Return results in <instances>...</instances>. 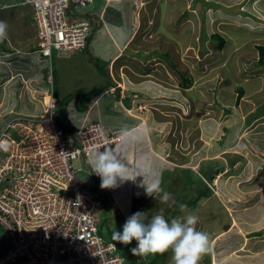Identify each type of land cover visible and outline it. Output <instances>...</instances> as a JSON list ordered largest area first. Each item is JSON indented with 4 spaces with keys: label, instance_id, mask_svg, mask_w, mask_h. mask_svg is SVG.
Returning a JSON list of instances; mask_svg holds the SVG:
<instances>
[{
    "label": "rangeland",
    "instance_id": "obj_1",
    "mask_svg": "<svg viewBox=\"0 0 264 264\" xmlns=\"http://www.w3.org/2000/svg\"><path fill=\"white\" fill-rule=\"evenodd\" d=\"M203 3H209L207 8ZM107 6L103 24L96 32L102 37L93 43L88 56L109 59L121 49L123 38L135 31V49L129 53L125 48L122 57L114 63V84L121 88L122 96L133 93L135 97L137 90L142 96L144 93L145 101L134 111L131 109L129 116L135 112L133 116L140 117L138 126L149 134L138 130L139 144L134 140L129 143L134 152L129 154L132 158H127L130 162L125 165L134 180L121 182L117 179L118 186L111 194L112 203L108 202L100 180L87 161L79 159L77 162L76 168H82L79 173L91 182V187L105 205L100 233L113 236L115 231H122L127 218L125 198L129 197L135 206L133 199L140 197L133 195L132 189L150 196L146 185L159 181L160 187L172 198L182 200L186 190L190 189V175L185 176L180 169L175 171L184 181L180 186L183 191L178 193V184L176 186L172 175H168L169 169L190 166L194 168V176L205 178L201 174L213 161L216 167L225 163L224 171L219 175L223 180L221 187L219 181H214V193L196 210L194 215L199 218L197 230L209 234L210 242L214 239L212 248L223 252L228 247L242 245L255 248L259 242L264 246V66L258 64L257 48V44L264 45V0H112ZM83 7L76 9L83 11ZM114 11L118 13L112 16ZM3 16L5 11L1 10L0 17ZM81 20L84 22L85 17L78 16L77 21ZM7 25V32L15 33L10 30L13 26L9 21ZM215 33L226 38L222 49L217 47L219 42ZM111 39L116 41V46ZM89 68H83L81 76L76 74L72 79L69 74L72 67L60 65L54 56L49 71L54 78L52 89L56 99L61 100L73 88L85 91L98 87L101 80H92L90 77L95 69L93 65ZM185 73L189 75V81L184 79ZM84 81L87 82L85 89ZM239 86L244 88L241 98H238L236 89ZM77 93L74 92L72 98H80ZM69 105L67 118L75 124ZM9 117L11 114L5 119L0 115V122L4 119L0 128ZM66 129L70 130L68 126ZM234 136L246 140H240L243 144L234 143ZM159 154H163L165 160ZM236 154L239 159L231 166ZM137 167H142L144 174L137 175ZM154 194V204H149L152 197L147 205L149 217L161 210L169 221L187 216V213L170 214L167 208L171 201L163 203L159 199L163 193ZM234 220L236 225L232 224ZM246 227L252 236L247 243L242 237V244L239 239L242 233H246ZM251 239L258 242L253 243ZM8 243L10 234L0 225V250ZM136 245L135 240L129 245L121 243L126 251ZM218 254L219 260L222 257L221 253ZM130 255L132 259H127L125 264H147L145 256L132 252ZM247 259H253L254 264H264V253L245 257L243 261ZM238 260L242 261L240 257L229 258L233 263ZM210 262H213L212 252L204 255L199 264Z\"/></svg>",
    "mask_w": 264,
    "mask_h": 264
},
{
    "label": "built area",
    "instance_id": "obj_2",
    "mask_svg": "<svg viewBox=\"0 0 264 264\" xmlns=\"http://www.w3.org/2000/svg\"><path fill=\"white\" fill-rule=\"evenodd\" d=\"M35 8L38 44L51 59L84 49L91 25L69 17L95 0H25ZM84 9V7H83ZM50 94L41 111H19L0 128V224L10 234L2 264H123L117 243L99 233L101 201L76 168L126 133L91 121L70 127ZM89 165V163H88Z\"/></svg>",
    "mask_w": 264,
    "mask_h": 264
},
{
    "label": "crops",
    "instance_id": "obj_3",
    "mask_svg": "<svg viewBox=\"0 0 264 264\" xmlns=\"http://www.w3.org/2000/svg\"><path fill=\"white\" fill-rule=\"evenodd\" d=\"M0 1H3V0H0ZM111 3H112V0H95L93 3L88 5L89 6L88 8H84L83 11H79L74 7L71 8L70 13L68 14L71 19L77 21L78 16H84L85 17L84 22H82V20L77 21V22H80V23L88 22L92 26L93 33L91 35V38L89 39L88 48H86L85 50H77V51L71 50L61 55H58L54 51V54H53V62H54V56H55L56 61H58L60 65L72 67V71L69 73L72 79L76 77V74L78 75V77H80L81 76L80 71H82L83 68H86L87 70L90 69L89 65H93L95 69L93 71V75H91L90 78L92 80L93 78L95 80L100 78L101 80V83L99 84L98 87H101L102 85L104 86L107 83V80H109V78H112L110 79L111 86H108V89L105 91V93L91 96L92 97L91 100L89 97L88 102H85L83 98L80 101H78L77 98L75 97L71 99V101L69 102L70 103L69 108L71 109L74 119L76 120L75 124L73 123L71 124L75 128H80L84 124V122H87L89 120L105 122L109 126V128L115 125L123 126V124L129 125L126 130H133V129L135 130L137 127H139L138 120H137L139 118L138 115L133 116L135 115V112H131L130 115H132L133 117L130 116L132 118L130 120H129L130 117L128 115L127 116L125 115L126 113L124 112V110L117 108V111H118L117 113V111L114 109L117 107V105L115 104L116 97L113 93H111L114 91L115 89L114 87L116 85L114 84V80H115V71H114L115 64L114 63L120 57H122V53L125 48L126 50L129 49V53L131 49H135L133 48L137 41V35L134 34L135 31L130 36L123 38L124 41L121 42L123 43V45L121 46V49L118 50V52L114 56L110 57L109 59L95 57V55H92V57L88 56V52L89 51L92 52L91 47L93 43L97 42L96 40H99L102 37L101 34H96L98 30L97 28L102 26L103 21H104L103 15H105V9L108 8L107 5H110ZM262 7L264 8V6ZM24 8L26 7L20 6L17 8L18 9L17 12L15 11L8 12V13H5V16H3V18L5 20L8 19L9 24L13 26L12 29L10 30L15 31V33L11 34L8 31L7 33L9 35H7V39L0 42V56H1V53L3 52L9 53V54L11 53L12 57L8 60L10 61V67L13 70L12 74H17L18 72L22 73V75H19L18 77H14V78L10 77V75H8V73L6 72L8 70V67L4 65L2 62H0V115H3L4 119L6 118V115H7L5 111L8 109H20V110L26 109L27 111L42 110L44 108L45 97L43 96L44 97L42 98L43 100H41L40 98L39 100H34V98L28 99L25 96V90H30L31 94L34 95L37 89L42 88L45 91V88L48 87V85L45 82L43 83V76H42V70H43L42 65L46 63V60H43L45 62L41 64V61L36 60L37 56L35 54H32V55H35L34 57H27L26 55H24L26 54L27 50L30 52L36 50L35 41H36V34H37L36 33L37 28L33 20V13L28 15L27 10H25ZM117 13H118L117 11L112 12V16L116 15ZM110 20L113 21L114 19L110 18ZM12 39H15L16 41L14 40L12 42ZM111 41L112 43H114L115 46L117 45L115 43L116 41H114L113 39H111ZM10 47L13 48V50L10 49ZM117 49H118V46H117ZM101 59L103 61L104 60L108 61L107 64L102 63L100 61ZM98 63L103 65L102 68L98 66ZM82 84L85 89L87 82L84 81V83ZM119 84L121 83L119 82ZM94 88H97V87L86 88L85 91L80 88L78 89L73 88L72 91L66 92L63 96L64 97L69 96L73 94L74 92L77 93L79 91H81L82 95H87ZM136 93L137 91L135 92V94ZM22 95L24 96V99L22 98ZM83 102L85 103L83 106H81L80 103H83ZM120 102H122L121 99H120ZM111 105L113 106L109 107ZM113 111H115V113H113ZM129 111H131V109ZM132 111L134 110L132 109ZM78 115L81 116L79 118L80 120H77ZM124 117H126L125 120H122ZM3 120L0 123H2ZM135 134H133L132 136L134 137V139H135ZM134 141H136V143L138 142L137 144H139V140H134ZM150 147L152 148L151 141H150ZM133 152L134 151L132 150V153ZM159 156H162V159L165 160V157L163 156V154H159ZM167 162L170 163L171 161L170 162L167 161ZM175 168L176 167L174 166V169L170 168L169 171L171 170L175 172L176 171ZM172 177L174 179L173 181L175 182L176 186L178 184L176 190L179 191L178 193L182 192L181 190L182 188L180 187L181 183L177 179H175L173 175ZM173 199L175 200V204L169 203V205L171 204V206H168L167 208V209H170L169 211L170 214L178 213L179 215H181V213H183L184 215V213L190 214L194 212L193 208L187 207L188 205L185 204L186 202L185 199L182 198V200L180 199L176 200L175 197H173ZM154 202L155 200L152 201L151 204L153 205ZM181 205H183V208H181ZM235 221L236 220H234L232 224L236 225L237 223ZM249 230L250 229L246 227V233H245L246 236L245 234L242 233L241 238L240 239L238 238L239 240H241L240 243L243 242V239H246V243H247V240L249 242V239H250L249 237L252 236L250 235ZM213 240H211L212 246L214 245ZM251 241L253 243L258 242L257 240H252V239ZM242 244H244V242ZM2 250H3V247L0 252H2ZM223 251L224 250L222 249L217 250L213 248L212 264H219V263L220 264H254L253 259H247L246 262H244L243 258L245 257L251 258V257H255L257 255L264 253V246H262V244H260L259 242V245L256 246L255 248H253V246L251 247L248 245L243 247L242 245V247L240 246V247L232 248V249L231 247H228L226 248L225 252ZM218 253H221V257H222L219 260L218 258L220 257ZM172 255L173 254L171 252L167 256L164 264L174 263L172 260ZM151 256H153V254H151ZM233 257H240L242 261L238 260V263L237 261L234 263L229 261V258H233ZM208 264H211V262Z\"/></svg>",
    "mask_w": 264,
    "mask_h": 264
},
{
    "label": "clouds",
    "instance_id": "obj_4",
    "mask_svg": "<svg viewBox=\"0 0 264 264\" xmlns=\"http://www.w3.org/2000/svg\"><path fill=\"white\" fill-rule=\"evenodd\" d=\"M7 28H8V25L6 24V22L0 21V42L7 39ZM92 33H93V29H92ZM38 40L39 38H38V29H37L36 41H35L36 50L39 49L41 51V47L38 44ZM88 44H89V41H88ZM54 51L58 54L57 50H53L51 59L45 56L46 59L48 60L49 67H51L53 63ZM11 57H12L11 53L9 54V53L3 52L1 53V56H0V62H2L4 65L8 67V69H10V73H8V75L14 78V77H18L19 75H22V73L18 72L17 74H12L13 70L10 67V61L8 60ZM49 73L50 71L48 70L47 76L49 75ZM46 84L48 85V87L45 88L44 92H41L37 89L34 95L31 94L30 90H25L26 98L28 99L34 98V100H39L40 98L41 100H43L42 98L45 97V102H44V106H45L48 96L50 94L49 93L50 84L48 83L47 79H46ZM19 111H24V110L8 109L5 111V113H7L6 116H8L9 114H11L12 116L14 113L19 112ZM24 112H28V111L26 110ZM66 126H68L69 128L74 127L71 123L67 124ZM120 131L126 133L122 141H120L119 143H116L113 149H109L106 147L104 151H101V150L95 151L88 160L89 165L88 163L87 165L94 172L95 177L98 179L99 178L101 179V185H100L101 188H113V187L118 186L117 185L118 178L120 179L121 182L125 180H134L129 172L128 166L125 165L126 161L125 163H121V161L114 154V151H116L117 146L120 145L121 143L125 145L124 150L128 151L129 147L125 143L126 141L125 138L129 134H131L133 130L122 129ZM129 153L131 154L132 152H129ZM128 161L130 160L128 159ZM135 171L137 172V175H140L141 173L144 174V169L142 167H137ZM219 175H217L214 181L215 180L219 181V178H220ZM214 181H213V185H215ZM123 185L124 184L119 185V186H123ZM135 190L136 189H132L131 193L133 195L147 196L148 198H152V196H154V193H163V195L159 197L161 202L167 204L169 203V201H171V204H175V200L172 198L171 194L168 192H165L163 188L160 187L159 181H155L151 183L150 185H146V192L150 196L145 195L143 191L142 193L138 194L136 193ZM142 190H144V188H142ZM214 191H215V188L213 186V193ZM131 193L129 194L131 195ZM154 197L150 201L149 204H151L152 201H154ZM108 198H109L110 203L114 201L112 197L108 196ZM207 199H209V197ZM171 204L169 206H171ZM199 204L201 205V202H199ZM181 208H183V205H181ZM196 213L197 212L187 214L186 217L173 218L169 221L163 215L162 210L161 212L151 217H149L147 213L144 211H137L126 218V221L122 226V231H115L113 234V239L116 241H119L120 243L124 245H129L131 244L133 240H135L137 242V245L136 247L131 249V252L133 253V255L147 256L149 254H163L171 250L173 254L172 260L174 264H199V261L202 259V257L206 254L211 253L213 251V248L210 242L209 234L203 231H199L196 228L198 219H199L198 216L194 215ZM100 216H101L100 217V220H101L102 213ZM9 244L10 243L5 245V249H3L2 252H0V264H2V257L5 256L9 248ZM122 256L124 257L123 264H125L127 258L124 255Z\"/></svg>",
    "mask_w": 264,
    "mask_h": 264
},
{
    "label": "trees",
    "instance_id": "obj_5",
    "mask_svg": "<svg viewBox=\"0 0 264 264\" xmlns=\"http://www.w3.org/2000/svg\"><path fill=\"white\" fill-rule=\"evenodd\" d=\"M203 4H205L206 5L205 7L207 8V5L209 3H203ZM20 6L21 7H26L24 9L27 10L28 15H30L31 13H33V20H34V23H35V8H34V6L32 4L27 3L25 0H3V1H0V11L1 10L2 11H5V13H7V11H9V12H13V11L17 12L18 11L17 8L20 7ZM21 10H23V9H21ZM0 21H4V22H6V24H8V21L5 20L3 17H0ZM35 25H36V23H35ZM214 37H217V39H218V42H219L217 44L218 49H222L225 46V44H226V38L224 36H222L221 34H217V33L214 34ZM14 40L15 39H12V42ZM257 48H258V53H259V55H258V64L264 66V45L259 44V45H257ZM10 49L13 50V48H11V47H10ZM85 49L86 48H84V49H75L74 51H77V50H85ZM139 51H141V50H139ZM29 52L30 51L27 50L26 51V54H24V55H26L27 57H34L36 55L37 56V59L36 60L41 61V64L45 62L43 60H46V63L44 65H42V69H43L42 70L43 83L44 82L46 83L47 73H48V70H49L48 60L46 59L45 55L39 49L38 50H34V51L30 52V53ZM32 54H35V55H32ZM98 66L100 68H102L103 65L100 64V63H98ZM6 72L7 73H10V69H8ZM183 77L187 81H189V79H190L189 78V75L186 74V73L183 74ZM110 79H112V78H109V80ZM109 80H107V83L104 86L102 85L101 87H97V88H94L93 90H91L88 93L89 95L88 94L87 95H82L81 94V91H79L77 94L80 95V98H78L77 100L80 101L83 98V100L85 102H88L89 101V97L95 96V95H98V94L105 93V91L108 89V86H111V80L110 81ZM114 88H115L114 91L111 92L116 97L115 98L116 99V103L115 104L117 105V107L114 108V109L116 111H117V108H119L121 110H124V112L126 113L125 114L126 116L127 115L129 116V113H130L129 110L130 109L138 108V105L141 104V102H144L145 101L144 93H143V96H142V94H140V92H138L139 90H137V93H139V94H135V97H134L133 96V93H131L129 95H126L125 94L124 96H122V94H121V88L119 86H116V85H115ZM236 89L238 91V98L239 97L241 98V96L244 94V88L242 86H239ZM38 90L41 91V92H44V89H42V88H39ZM53 93L55 94V92H53ZM72 97H73L72 94L69 95V96H65L61 100H59L58 101V104H57V113H58V116L66 124H69L70 121H71V119H68L67 118V113L69 112V111H67L68 110L67 105L71 101ZM120 99H121L122 102H120ZM85 102L80 103V105L83 106ZM123 104L126 106V108H125V106ZM112 106L113 105H111L109 107H112ZM187 109H189V104H187ZM16 110H20V109H16ZM22 110L26 111V109H22ZM111 110H113V109H111ZM29 111H31V110H29ZM113 113H115V111H113ZM117 113H118V111H117ZM130 116L133 117L132 115H130ZM131 117L129 118V120L132 119ZM125 118L126 117H124L122 120H125ZM77 120H80V119L78 118ZM250 120H251V118L248 119L249 122H250ZM74 121H76V120H74ZM91 121H94V120H89L87 122H84V124L85 123H89ZM102 123H104L105 126L107 128H109V126L105 122H102ZM128 126L129 125H127V124H123V126L115 125V126L111 127V129H113V130H122V129H127ZM138 130L139 131H142L145 135L146 134H149V132L145 131L144 129H140V126L137 127L135 130L133 129V132L131 134H129L125 138L126 139L125 143L127 144L128 147L130 146L129 143H131V140H139V137L137 136V134H135ZM133 134H135V139H134V137H132ZM234 138H235L234 139V143H241V144H243L242 142H240V140H246V138H244V137L243 138H240V140L237 138V136H234ZM132 149L133 148H129L128 151L124 150V144L121 143L120 145L117 146L116 152L114 151V154L121 161V163H123V160L126 161V162H130V161H128V159H125V158L131 159V157L129 155L130 154L129 152H132ZM244 150L245 151H248V149H246V148H244ZM224 151H226V150H224ZM214 155H215V153H213V156H212L213 158L216 157ZM216 155H217V153H216ZM250 155L251 154H249V156ZM81 159H83V158H81ZM238 159H239V156L236 154L235 157L231 160V163H230L231 166H234L236 164V161ZM209 165L210 166H208V168L204 171V174H201L206 179L203 178V177H201L200 175H195L194 176L193 173H195V171L193 170L194 169L193 167H190V166H177L175 168L176 170H179L180 169V173L183 172V174L185 176L188 175V174L190 175L188 177V181H189V184L188 185H189L190 189H188L189 192H188V190H186L187 192L184 195V198L183 199L186 200L185 204H187L190 208H193L194 209V212H196V210L200 207V204H198L199 202H202L204 199H207L208 197H210L212 195V193H213V186H214L213 185V181L217 177V175L221 174L224 171V168H225V163H223L222 165H219V166L216 167V164L213 161H210L209 162ZM171 172H173V171H171ZM171 172L168 173L169 176L170 175H173L175 177V179H177L181 184L184 183V181H183V179L181 177V174L178 176L175 172H173V173H171ZM168 175H166V176H168ZM197 176H198V178H197ZM99 180L101 182V179L100 178H99ZM222 180L223 179L220 176V178H219L220 187H221V181ZM185 183H186V181H185ZM202 184L204 185L203 188L201 187ZM198 186L200 187L199 190L197 189ZM103 189L105 190V193H107L111 197V194L114 191L113 190L114 187L113 188H103ZM182 191H183V188H182ZM125 199L127 200V205L125 206V210L127 211V217H129L130 215H132L133 213H135L137 211H144V212L147 213V205H148V202H149V200L151 198H148L147 196L137 197L136 199H133L136 202L135 206H133L131 204V201L132 200H130L129 197H126ZM144 199L146 201H144ZM147 215H148V213H147ZM100 222H101V220H100ZM241 223H242V221H241ZM100 225H101V223H99V233H100ZM4 230H5V228H4ZM5 232H6V230H5ZM100 234H102V233H100ZM102 235L107 240H113V241H115L117 243V245H118V249L121 252V254L124 255L127 259H132L131 255H130L131 254L130 248H126L127 249V251H126V250H124L122 248L121 243L119 241H116V240L113 239V236H106L104 234H102ZM3 249H5V246L3 247ZM168 252L170 254L171 250H169V251H167V252H165L163 254H153V256H151V254H149V255L145 256L146 257V260H147L146 261L147 264H164L165 261H166V259L164 260V256H166ZM233 258H235V257H233ZM233 258H231V259H233Z\"/></svg>",
    "mask_w": 264,
    "mask_h": 264
},
{
    "label": "flooded vegetation",
    "instance_id": "obj_6",
    "mask_svg": "<svg viewBox=\"0 0 264 264\" xmlns=\"http://www.w3.org/2000/svg\"><path fill=\"white\" fill-rule=\"evenodd\" d=\"M104 190V189H103ZM104 192H105V190H104ZM106 194V197H107V200L109 201V198H108V194L107 193H105ZM112 194H113V192H112ZM101 213L103 214V211L105 210V205L101 202Z\"/></svg>",
    "mask_w": 264,
    "mask_h": 264
},
{
    "label": "bare ground",
    "instance_id": "obj_7",
    "mask_svg": "<svg viewBox=\"0 0 264 264\" xmlns=\"http://www.w3.org/2000/svg\"><path fill=\"white\" fill-rule=\"evenodd\" d=\"M139 35V34H138Z\"/></svg>",
    "mask_w": 264,
    "mask_h": 264
}]
</instances>
